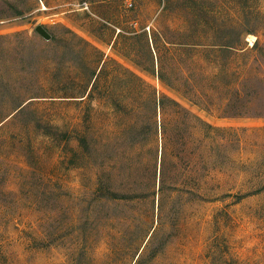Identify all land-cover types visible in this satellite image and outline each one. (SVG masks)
Listing matches in <instances>:
<instances>
[{
	"label": "rangeland",
	"instance_id": "374dc122",
	"mask_svg": "<svg viewBox=\"0 0 264 264\" xmlns=\"http://www.w3.org/2000/svg\"><path fill=\"white\" fill-rule=\"evenodd\" d=\"M0 264H264V0H0Z\"/></svg>",
	"mask_w": 264,
	"mask_h": 264
},
{
	"label": "water",
	"instance_id": "95a60500",
	"mask_svg": "<svg viewBox=\"0 0 264 264\" xmlns=\"http://www.w3.org/2000/svg\"><path fill=\"white\" fill-rule=\"evenodd\" d=\"M36 30L47 40H50L52 35L51 33L47 30V28L42 25V24H39L36 26Z\"/></svg>",
	"mask_w": 264,
	"mask_h": 264
},
{
	"label": "bare ground",
	"instance_id": "6f19581e",
	"mask_svg": "<svg viewBox=\"0 0 264 264\" xmlns=\"http://www.w3.org/2000/svg\"><path fill=\"white\" fill-rule=\"evenodd\" d=\"M249 40L251 41V43H253L254 40H255V37H254L253 35H250V36H249Z\"/></svg>",
	"mask_w": 264,
	"mask_h": 264
},
{
	"label": "built area",
	"instance_id": "2783aa9c",
	"mask_svg": "<svg viewBox=\"0 0 264 264\" xmlns=\"http://www.w3.org/2000/svg\"><path fill=\"white\" fill-rule=\"evenodd\" d=\"M132 4V2L130 3V5ZM86 7H87V5H86Z\"/></svg>",
	"mask_w": 264,
	"mask_h": 264
}]
</instances>
